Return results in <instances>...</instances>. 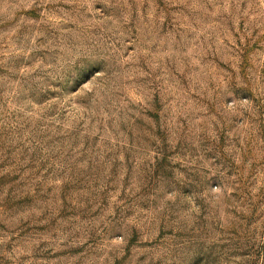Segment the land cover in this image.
Here are the masks:
<instances>
[{
	"label": "rangeland",
	"instance_id": "1",
	"mask_svg": "<svg viewBox=\"0 0 264 264\" xmlns=\"http://www.w3.org/2000/svg\"><path fill=\"white\" fill-rule=\"evenodd\" d=\"M0 264H264V0H0Z\"/></svg>",
	"mask_w": 264,
	"mask_h": 264
}]
</instances>
